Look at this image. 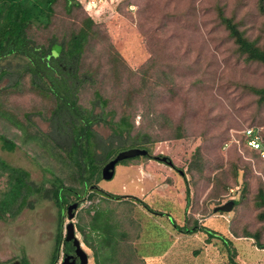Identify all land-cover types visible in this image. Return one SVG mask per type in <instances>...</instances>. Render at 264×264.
Instances as JSON below:
<instances>
[{"label": "rangeland", "instance_id": "1", "mask_svg": "<svg viewBox=\"0 0 264 264\" xmlns=\"http://www.w3.org/2000/svg\"><path fill=\"white\" fill-rule=\"evenodd\" d=\"M102 9L104 14L88 16L82 7L66 8L57 0L50 23L29 26L27 36L37 44L46 45L50 38L58 43L89 19L78 73H90L94 83L78 88L77 103L88 108L92 90H98L114 120L126 114L131 134L146 132L154 140L147 145L150 155L167 157L183 174L184 180L167 164L166 172H158L162 184L172 175L187 187L190 216L219 213L212 208L235 200L230 211L222 212L229 215L228 230L235 235L256 233L261 242L264 219L259 216L263 207L258 205L257 192H264V160L242 145L241 131L254 127L264 139V101L251 90L264 86V65L237 51L216 11L221 9L245 38L264 49V0H112ZM24 64L20 56L0 60V68L7 73L0 79V132L16 145L12 151L0 149V159L27 170L38 183L51 174L65 175L66 169L60 163V151L46 137L55 133L48 120L53 100L30 85L28 75L21 72ZM92 128L101 137L109 135L105 125ZM150 162L157 161L138 156L124 167L116 164L111 179H100L96 186L120 194L121 184L127 182L122 174ZM4 188L5 177L0 173V191ZM72 200L74 196L69 195L68 202ZM91 205L123 215L120 229L127 236L108 264H145L135 246L126 242L129 235L139 237L151 225L144 212L93 193L77 206L73 226L85 221L84 211ZM56 218L52 200L43 199L12 219L0 220V264L11 260L47 264L54 255ZM66 221L63 209L62 236ZM83 230L87 240L100 241L105 236L87 226ZM81 247L87 264H93L92 252ZM93 248L95 263L105 264L104 246Z\"/></svg>", "mask_w": 264, "mask_h": 264}, {"label": "trees", "instance_id": "2", "mask_svg": "<svg viewBox=\"0 0 264 264\" xmlns=\"http://www.w3.org/2000/svg\"><path fill=\"white\" fill-rule=\"evenodd\" d=\"M56 1L0 0V60L9 55L23 57L25 64L21 72L28 75L30 85L36 90L51 96L54 104L48 120L55 133L46 135V137L60 151V163L66 169L65 175L51 174L49 178L36 183L30 179L27 170L11 166L0 159V173L5 177V188L0 191V220L14 218L23 208L32 209L35 201L52 200L57 214V229L53 235L52 245L54 255L60 244L63 243V236L61 235L62 210L71 202H76L78 206L83 200H90L93 193L108 201L119 202L124 200L126 203L128 200H132L150 213L162 214L153 211L136 197L105 192L96 186L101 179L100 168L119 150L130 147L145 149L147 154L140 157L155 160L150 155L147 147L154 140L146 132L131 134L133 127L126 114L120 115L114 120L113 112L105 109L108 103L107 99L96 89L92 90L88 108L77 103L78 88L84 83L89 85L94 83L90 73H78L83 44L90 23L89 19H86L88 24L80 27L66 40H61L58 43L55 42L54 38H50L46 45L37 44L27 36L26 30L29 26L35 24L46 27L50 23L53 15V5ZM62 1L66 8H70L74 4L80 6L74 0ZM216 17L226 31V35L236 46L237 51L244 55L246 59L264 65V49L259 48L254 42L245 38L231 18L223 15L221 9L216 11ZM6 75L4 69L0 68V79ZM251 90L257 95L259 101H264V86L252 88ZM0 109H2L1 105ZM97 124L105 125L109 129V135L106 138L99 136L92 128ZM17 126L22 127L20 124H17ZM241 136L242 145L255 153L259 159L264 160L257 151L248 148L244 144L243 134ZM262 141L264 144V139ZM0 146L4 150L12 151L16 145L10 138L0 134ZM129 160L118 161L115 165H125L126 161ZM166 160L169 161L167 157ZM156 161L160 162L159 160ZM163 164L175 169L171 163L164 162ZM175 170L181 174L183 179L184 176L180 170ZM83 189L86 190L82 192ZM69 195H73L75 200L68 202ZM30 197H33L34 200H31ZM188 197V189L185 187V205L188 204ZM231 201L233 207L236 201ZM257 201L258 205L263 207L259 216L264 219V192L262 190L257 192ZM100 212L108 213V215ZM216 212L222 213L221 211ZM83 215H85V221L79 224L78 227L74 225L81 236V241L85 246L91 248L94 264L96 263L93 246L95 244L103 245L106 249L103 252L107 254L105 264H108V261L112 260L114 256L116 247L123 243L126 236L122 235L126 231L120 229L123 215L114 210L101 209L95 205L89 206ZM170 223L177 230L187 232L199 230L205 232L208 237L212 236L209 229L197 226L195 223L187 228L178 227L173 219H170ZM86 226L94 233L105 234L104 238L100 241L95 238L87 240L82 236L85 233L83 229ZM245 235L253 240L256 247L264 248V237L259 242L256 240V233ZM130 250L131 252L135 251L133 248ZM139 258L143 261L141 256ZM24 262L28 264L26 260ZM53 263L52 256L47 264Z\"/></svg>", "mask_w": 264, "mask_h": 264}, {"label": "crops", "instance_id": "3", "mask_svg": "<svg viewBox=\"0 0 264 264\" xmlns=\"http://www.w3.org/2000/svg\"><path fill=\"white\" fill-rule=\"evenodd\" d=\"M0 134L6 136L4 131ZM0 149L4 150L1 146ZM164 166L158 161L140 163L132 167L133 173L120 172L127 182L121 184L122 192L118 195L136 197L153 211L162 213H150L132 200L126 202L132 207L134 205L140 208L148 217L147 222L151 223L139 237L131 234L129 240H126L135 246L145 264H264V248L256 247L253 240L246 235L232 234L228 230V214L190 216L188 204L185 205L184 200L185 187L181 181L169 175L173 179L162 184L163 176L158 175V172H166ZM170 219L182 228L193 223L203 226L212 232V236L208 237L199 230H177L171 225ZM207 222H211L212 227ZM126 233L127 231L122 235L127 236ZM80 242L83 248L91 251V248Z\"/></svg>", "mask_w": 264, "mask_h": 264}, {"label": "water", "instance_id": "4", "mask_svg": "<svg viewBox=\"0 0 264 264\" xmlns=\"http://www.w3.org/2000/svg\"><path fill=\"white\" fill-rule=\"evenodd\" d=\"M147 151L145 149H140L137 147H130L126 149H122L117 151L112 158L106 161L102 167L100 168V177L103 180H109L113 176L114 173V166L115 163L118 161L133 158L136 156H143L146 155ZM155 160H159L160 162L170 163V161L166 160L165 156H153ZM77 208L76 202L69 203L65 208V215H66V224H65V233L63 236L64 241H71L72 245L75 247L76 253L81 254V264L87 263V255L85 251L81 247V242L77 239L74 226L72 223V218L74 217L75 211ZM232 208V201L228 200L220 205L213 207L212 211H221V212H228ZM12 264H19L18 262H13Z\"/></svg>", "mask_w": 264, "mask_h": 264}, {"label": "built area", "instance_id": "5", "mask_svg": "<svg viewBox=\"0 0 264 264\" xmlns=\"http://www.w3.org/2000/svg\"><path fill=\"white\" fill-rule=\"evenodd\" d=\"M82 9L88 14L89 16H99L104 14L105 11L102 9L104 3L108 1L109 3L112 0H74ZM241 133L244 136V144L255 151L258 152L260 157L264 158V144L260 137L258 130L254 127H246L244 128Z\"/></svg>", "mask_w": 264, "mask_h": 264}, {"label": "flooded vegetation", "instance_id": "6", "mask_svg": "<svg viewBox=\"0 0 264 264\" xmlns=\"http://www.w3.org/2000/svg\"><path fill=\"white\" fill-rule=\"evenodd\" d=\"M55 256V257H54ZM53 264H81V254L76 253L75 247L72 245L71 241H64L58 247V251L53 255ZM13 262H18V260H11L3 264H12ZM87 264V263H86Z\"/></svg>", "mask_w": 264, "mask_h": 264}]
</instances>
